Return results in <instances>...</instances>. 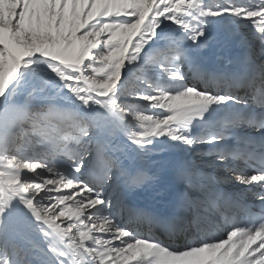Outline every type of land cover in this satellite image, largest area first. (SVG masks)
<instances>
[{"label": "snow or ice", "instance_id": "6c2138e0", "mask_svg": "<svg viewBox=\"0 0 264 264\" xmlns=\"http://www.w3.org/2000/svg\"><path fill=\"white\" fill-rule=\"evenodd\" d=\"M0 264H264V0H0Z\"/></svg>", "mask_w": 264, "mask_h": 264}, {"label": "bare ground", "instance_id": "6f19581e", "mask_svg": "<svg viewBox=\"0 0 264 264\" xmlns=\"http://www.w3.org/2000/svg\"><path fill=\"white\" fill-rule=\"evenodd\" d=\"M152 199H153V194L150 191H145L143 193L137 194V200L141 204L150 203Z\"/></svg>", "mask_w": 264, "mask_h": 264}]
</instances>
